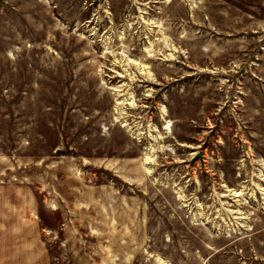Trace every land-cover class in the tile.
Here are the masks:
<instances>
[{
	"label": "rangeland",
	"instance_id": "obj_1",
	"mask_svg": "<svg viewBox=\"0 0 264 264\" xmlns=\"http://www.w3.org/2000/svg\"><path fill=\"white\" fill-rule=\"evenodd\" d=\"M0 264H264V0H0Z\"/></svg>",
	"mask_w": 264,
	"mask_h": 264
},
{
	"label": "bare ground",
	"instance_id": "obj_2",
	"mask_svg": "<svg viewBox=\"0 0 264 264\" xmlns=\"http://www.w3.org/2000/svg\"><path fill=\"white\" fill-rule=\"evenodd\" d=\"M165 113H166V111H164ZM170 127H166L165 129H169ZM171 129V128H170ZM149 159H151L152 160V158L151 157H149ZM239 195V194H238Z\"/></svg>",
	"mask_w": 264,
	"mask_h": 264
}]
</instances>
